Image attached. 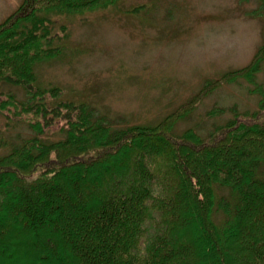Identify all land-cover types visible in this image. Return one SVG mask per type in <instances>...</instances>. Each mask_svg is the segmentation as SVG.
<instances>
[{
  "label": "trees",
  "instance_id": "trees-1",
  "mask_svg": "<svg viewBox=\"0 0 264 264\" xmlns=\"http://www.w3.org/2000/svg\"><path fill=\"white\" fill-rule=\"evenodd\" d=\"M118 1L21 0L0 23V84L26 95L1 93L0 115L32 132L0 156V264H264V33L246 66L152 127L113 129L85 104L58 100L59 88L37 87L35 67L63 48L52 17ZM255 1L262 17L264 0ZM237 80L259 96L256 110L234 111L206 138L173 133ZM217 188L230 199L215 211Z\"/></svg>",
  "mask_w": 264,
  "mask_h": 264
},
{
  "label": "rangeland",
  "instance_id": "rangeland-1",
  "mask_svg": "<svg viewBox=\"0 0 264 264\" xmlns=\"http://www.w3.org/2000/svg\"><path fill=\"white\" fill-rule=\"evenodd\" d=\"M20 3L0 0V23ZM256 8L255 0H120L81 15L52 17L50 34L63 48L35 67L36 85L59 88L58 100L85 104L113 129L155 126L205 84L250 62L264 33V15L253 14ZM256 79L264 89V73ZM250 89L243 80L220 86L173 133L193 130L206 138L234 111L256 110L259 96ZM1 93L26 99L17 86L0 84ZM31 136L25 124L0 115V156ZM261 170L264 179V165ZM215 193L217 211L230 193Z\"/></svg>",
  "mask_w": 264,
  "mask_h": 264
}]
</instances>
